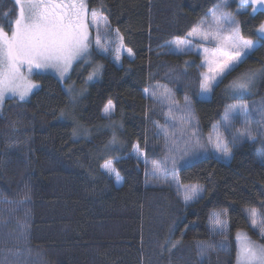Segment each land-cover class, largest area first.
Wrapping results in <instances>:
<instances>
[{"label":"trees","instance_id":"trees-1","mask_svg":"<svg viewBox=\"0 0 264 264\" xmlns=\"http://www.w3.org/2000/svg\"><path fill=\"white\" fill-rule=\"evenodd\" d=\"M219 2L87 0L118 30L133 58L118 66L92 48L91 61H78L65 82L82 91L76 99L56 76L34 72L39 89L26 101H5L0 264H237L238 232L264 244L247 218L249 208L264 212V39L257 31L264 12L251 14L249 7L245 14L237 1L228 6L242 35L258 46L208 99L201 97V55L174 52L169 43L208 21L206 13ZM18 13L15 0H0V27L9 34ZM98 65L100 78L89 83ZM249 72L255 73L249 91L234 93L232 82ZM157 84L166 85L181 108L190 105L202 137L233 107L247 105L250 114L234 120V136L248 130L252 137L231 143L230 161L212 153L181 159L179 184L202 188L188 203L174 175L151 174L170 153L161 130L166 106L144 93ZM109 99L115 109L106 117ZM135 145L145 152L144 162L133 157ZM107 160L114 161L120 186L102 170ZM216 212L228 222L226 249L212 231Z\"/></svg>","mask_w":264,"mask_h":264},{"label":"snow or ice","instance_id":"snow-or-ice-1","mask_svg":"<svg viewBox=\"0 0 264 264\" xmlns=\"http://www.w3.org/2000/svg\"><path fill=\"white\" fill-rule=\"evenodd\" d=\"M20 6L18 17L11 25V32H6L0 27V105L6 96L18 97L24 100L36 85L29 79L34 69L54 68L61 78H63L72 68L74 62L80 60L87 62L92 55L90 49L95 45L96 49L106 52L108 49L101 43L100 25L105 26V38H108L107 17L98 15L97 10L90 9L87 0H15ZM229 5V0H220L213 9H210L206 16H210L211 23L205 28V21L194 26L191 31L183 37H177L170 41L174 46V51L180 53L191 51L195 43L203 50L201 67L206 69L200 73L201 93L211 91L214 84H218V78L230 73L243 59L249 56L257 47L252 40L246 39L242 35L239 22L232 14L224 11ZM240 9L247 14V9L251 8V14L264 12V0H239ZM90 26L95 28V36H92ZM257 31L264 39V23L259 25ZM119 36L118 30H116ZM122 41V37L120 38ZM205 42L214 45L209 50L205 47ZM260 46L264 47V44ZM120 47L115 49L120 58ZM129 56L132 55L130 48L124 49ZM187 63V62H186ZM93 70L87 77L91 80L97 74ZM25 72L27 75H25ZM255 73L249 72L232 82L231 90L234 93H246L253 83ZM160 87V86H157ZM148 89H145L147 92ZM156 96L157 93H151ZM165 99L167 89L162 93ZM185 101L188 97L185 96ZM189 119L191 118L190 105ZM115 109L112 100L109 99L103 108L105 115H110ZM232 114L239 115L247 113V105L236 106L231 110ZM63 115V113H62ZM226 123L230 122V114L225 113ZM166 132V129L164 130ZM74 130V135H75ZM252 133L248 130L238 132L233 137V143H240ZM195 144H199V139L193 134ZM115 141V138H114ZM207 142L212 149L224 156L231 155L228 142L217 132L215 139L210 135ZM133 150H139V146H133ZM188 142H185L184 152L190 151ZM173 174L176 171V160L171 159ZM109 174L115 175L119 182L121 177L113 166L111 160L105 161L101 166ZM154 165V169H155ZM155 174V172H154ZM179 184V181H177ZM202 188L199 185L183 186V199L185 203L196 199ZM264 207V205H262ZM247 218L253 229H259V234L264 239V212L256 208L247 210ZM212 231L215 235L222 237L218 242L221 248H227V220L221 219V213H213L211 218ZM236 261L237 264H264V244L253 241L247 234L238 232L236 234ZM175 246V245H173ZM208 245L207 247H210ZM206 246L201 245L202 249Z\"/></svg>","mask_w":264,"mask_h":264},{"label":"rangeland","instance_id":"rangeland-1","mask_svg":"<svg viewBox=\"0 0 264 264\" xmlns=\"http://www.w3.org/2000/svg\"><path fill=\"white\" fill-rule=\"evenodd\" d=\"M234 1H237L239 3V0H229V5L232 4ZM18 8L20 10V6L19 5H18ZM239 10H242V9H239ZM224 11L232 14L231 11L228 9V7L225 8ZM250 11H251V8H250ZM98 15L105 16V15L101 14L100 12H98ZM107 21H108V25H109V27H108V38L107 39L105 38V31H104L105 26L103 25V23H101V25H100V34H101V43L108 50L106 52H101L98 49H96L95 45H93L92 48H94L95 51L98 54L105 55V56H110L112 58V60L118 66H121L123 58L124 57H128V58L132 59L133 58V54L131 56H129L127 54V52L124 49H128V48L125 46L123 38H122V41H121V39H120L122 37L121 34L119 33V36H117L116 29L111 27L108 19H107ZM210 23H211V18L208 21L205 22L204 27L206 28L207 25L210 24ZM263 23H264V21H263ZM90 31L92 33V36L94 37L95 36V28L90 26ZM260 36H261V34H260ZM121 42L123 44V48L121 49L120 58L116 59L117 53H116L115 49L117 47H120ZM253 43L257 44V46H258V42L257 41H253ZM204 46L209 48L210 51L214 47V45H212L210 43H207V42H205ZM92 48L90 49L91 52H92ZM172 50L174 51V46H173ZM191 51H194V52L198 53L199 55H201V57L203 59V50L199 47V43L198 42L195 43V47H193V49ZM174 52L180 53L178 51H174ZM186 52H190V51H186ZM186 52H183V53H186ZM78 61H80V60H78ZM78 61L73 63L72 68L69 70V72L63 78H61L60 73L57 70H55L54 68L34 69L33 73L34 72L49 73V74H52V75L56 76L61 82H63L64 87H65L66 91L70 94V96L73 99H76L77 97L80 96L82 91L78 87H76L75 85L66 84L65 82L69 78L74 65ZM90 61H91V56L89 57L87 62H90ZM97 69H98L97 74L95 76H93V78L91 80H88L89 83L94 82V81H96V80H98L100 78V74H101V69L102 68L98 65V66L95 67L94 70H97ZM205 71H206V69H205ZM32 74L29 77V79L36 85V87L32 89L31 93L28 96H26V98L24 100H20L18 97H12L10 95L6 96L4 101H3V104L0 105V109L3 107V105H4V103H5V101L7 99H17V100H20V101H26L32 96V94L36 90L39 89L40 84L33 80ZM25 75H27L26 72H25ZM218 79L221 80V78H218ZM215 85H217V84H214L213 87ZM157 86H160V87H157ZM213 87H212V89H213ZM165 89H167V96H168L167 99H165L164 95H162V93H165ZM212 89H211V91H212ZM153 91H155L157 93L156 96H153L151 94ZM211 91L208 92V93H201V97L203 99L210 98ZM144 93H145L146 96L156 98L159 102L163 103L166 106V112H167V116H166V121L167 122H166V124L164 126L161 127V130L165 134H167L168 137H169V140H170V153H169V155L167 156L166 159H164L163 161H161V162H159V163H157L155 165L156 166L155 169L153 168V170L151 171V174L153 176L164 179L170 174L174 175V180H175L176 184L180 186L182 194H183V186H181L180 184L177 183L178 180H177V177H176V171L173 174L172 164L170 162L171 159H175L176 160V166H175L176 169H177L178 165L180 164V162L182 161L181 159L183 157H185V158H188V157L194 158L195 156L201 155V154L202 155H206L208 153H212L217 158H219L221 160H224L226 162L231 160V157H232V146H231V143H233V137H234L233 132L231 131L232 130V125L234 123V120L238 116H240L241 120H243V121H245L248 118V115H250V114H248V108H247V113L246 114L245 113H240L239 115L232 114L231 110L234 107L231 108L230 111L228 112L230 114V122L226 123L225 117H224L222 122H220L219 124L214 126L212 132L209 135H207L206 137H202V136H200L198 134L197 121H196V118L194 117V115L192 114V111L190 110L191 118L189 119V115H188L189 114V109L181 108L180 106H178V104L173 100L172 91L166 85L157 84L154 87L148 89L147 92L144 91ZM113 114H114V111L110 115H105L104 114V116L110 117ZM246 115H247V117H246ZM165 129H166V132L164 131ZM217 132H219L222 135V137L228 142V145H229V147L231 149V155L230 156H224L221 153H217L216 151H214L212 149V146L207 142V138L210 135L213 137V139H215V137L217 135ZM193 134H195V137H197L199 139V144H195L194 143V141L192 139ZM186 141L188 142V145H189V147L191 149L188 152H184L183 151ZM132 155L137 161H140V162H144L145 161V152L140 150V149L138 150V152L133 150ZM111 161L113 163V166L115 167L114 161L113 160H111ZM102 170L107 175H109L110 177H112L114 179L116 185L120 186L123 183V179H122L121 176H120L121 179L118 182L116 180V178H115V175L109 174L103 168H102ZM154 172H155V174H154ZM189 202H191V201H189ZM240 233L246 234L243 231H241Z\"/></svg>","mask_w":264,"mask_h":264}]
</instances>
